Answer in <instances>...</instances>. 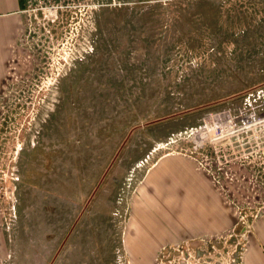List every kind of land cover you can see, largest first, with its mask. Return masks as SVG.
I'll return each instance as SVG.
<instances>
[{
	"label": "rangeland",
	"instance_id": "1",
	"mask_svg": "<svg viewBox=\"0 0 264 264\" xmlns=\"http://www.w3.org/2000/svg\"><path fill=\"white\" fill-rule=\"evenodd\" d=\"M19 19L0 264H235L244 238L203 198L235 222L238 181H264V0H20Z\"/></svg>",
	"mask_w": 264,
	"mask_h": 264
},
{
	"label": "crops",
	"instance_id": "2",
	"mask_svg": "<svg viewBox=\"0 0 264 264\" xmlns=\"http://www.w3.org/2000/svg\"><path fill=\"white\" fill-rule=\"evenodd\" d=\"M19 14L20 0H0V102L4 94L6 70L15 52V47L19 44L21 28ZM168 167V165L162 166L159 172H164V174L165 172L169 173L170 168ZM239 169L242 170L243 174H246V171L243 170L244 167H240ZM171 171L176 175L177 189H174V191L177 195L175 197L176 203L180 204L181 198L184 197L182 195L184 192L183 188L185 187L184 182L182 183L183 176L182 178L178 176V172L181 173V171L177 168ZM247 174L249 175V173ZM244 177H242V183L238 181L239 191L235 199L237 211V216L234 215V219L236 218L235 222L224 219L226 216L229 217L230 214L228 210L230 202L228 200L224 202L226 210L220 208L221 215H217L218 209L216 206L220 204L223 206L224 203L218 204L216 198L209 200L207 196L203 198V201L205 203L209 201L211 206L210 212L212 214L211 220H216L220 216V226H224L233 232L237 231L239 235L244 234L242 236L244 238V245L238 253L239 264H264V181L259 182L250 176ZM164 190L168 191L167 195H170V191L167 188ZM177 221L179 222V226H181L182 220L180 217L177 218Z\"/></svg>",
	"mask_w": 264,
	"mask_h": 264
},
{
	"label": "built area",
	"instance_id": "3",
	"mask_svg": "<svg viewBox=\"0 0 264 264\" xmlns=\"http://www.w3.org/2000/svg\"><path fill=\"white\" fill-rule=\"evenodd\" d=\"M240 158H242V156H239ZM244 236V234L241 235V237ZM242 248V247H241ZM234 263L235 264H239V254L237 255V258L234 259Z\"/></svg>",
	"mask_w": 264,
	"mask_h": 264
}]
</instances>
